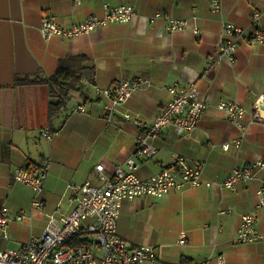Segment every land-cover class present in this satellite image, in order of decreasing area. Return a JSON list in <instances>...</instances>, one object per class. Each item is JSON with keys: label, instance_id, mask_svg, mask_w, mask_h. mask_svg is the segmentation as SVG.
<instances>
[{"label": "crops", "instance_id": "crops-1", "mask_svg": "<svg viewBox=\"0 0 264 264\" xmlns=\"http://www.w3.org/2000/svg\"><path fill=\"white\" fill-rule=\"evenodd\" d=\"M220 1V10L212 12L207 0H0V207H7L10 218L9 239L0 238V248L16 247L40 235L47 215L58 221L52 229L59 226L60 213L70 209L66 184H98L96 165L103 164L104 172L111 175L116 166L131 159L138 165L135 174L145 178L180 155L204 162L203 180L221 182L231 167L264 154L263 123H250L248 112L245 128L240 129L215 108L219 101H233L250 110L257 96L264 95V48L241 42L232 64L219 61L206 70L208 59L219 53L224 24L247 32L264 28V0ZM102 3L131 5L135 15L127 23L109 24L74 38L41 37L44 17L54 16L60 26L69 27L90 14L99 15ZM157 12L161 17L149 22ZM254 13L260 17L252 23ZM166 15L186 21L189 29L167 32ZM75 55L86 57L83 66L92 68L93 80L82 79L81 90L71 93L63 105L53 106L51 116L46 85L15 84L16 78L49 77L60 60ZM140 76L151 81L150 88L133 93L112 114L103 109L104 100L95 94V86L112 87L120 79ZM174 84H194L209 107L189 133L162 128L153 141L157 148L153 157L134 156L138 132L162 111L171 97L168 88ZM77 104L86 111L73 112ZM125 113L129 120L124 119ZM46 126L59 134L40 137ZM223 144H229L227 150ZM26 166L33 170L47 166L38 194L44 204L41 209L31 203L34 191L11 176L13 169ZM263 183L264 169H255L249 180L238 182L233 190L198 186L162 198L146 195L125 200L117 217V234L135 240L127 229L133 228V212L145 203L160 213L154 225L159 237L172 235L171 247H178L169 250L154 245L163 263L216 264L217 255H222L221 264H264V243L235 240L243 215H252L255 228L264 231V206L258 204L256 195ZM18 213L24 214L23 221L14 219ZM127 214H131L129 222ZM36 222L38 227H34ZM181 231L186 237L183 246L176 244Z\"/></svg>", "mask_w": 264, "mask_h": 264}, {"label": "built area", "instance_id": "built-area-1", "mask_svg": "<svg viewBox=\"0 0 264 264\" xmlns=\"http://www.w3.org/2000/svg\"><path fill=\"white\" fill-rule=\"evenodd\" d=\"M78 2V0H76ZM212 12L221 8L220 0H207ZM135 15V8L130 5L111 6L101 4L99 15L87 16L82 22L74 23L69 27H62L54 16H46L41 20L39 32L43 39L54 36L61 38H74L91 33L103 26L114 23H127ZM161 17L159 12L149 17L153 22ZM260 13L251 16V22L259 19ZM165 30L177 32L189 29L186 21L164 16ZM197 32V28H192ZM223 39L219 42V53L211 56L206 64V70L212 68L219 61L229 64L234 62L238 44H257L264 48V28H254L247 32L234 24L223 25ZM84 83H88L84 80ZM151 81L145 77L120 79L112 87H94L95 94L104 100L103 109L112 114L118 107L125 104L136 91L150 88ZM170 99L162 111L138 132L135 138L134 155L139 158H151L157 148L153 141L157 139L162 128L171 127L176 134L191 132L201 114L209 107L208 100L202 96L194 84L170 86ZM264 95L255 99L252 109L247 111L243 106L233 101H219L215 108L224 113L228 123L240 129L245 128L244 117L249 112L251 121L264 124ZM73 112H85L82 104L72 108ZM129 120L130 115L123 114ZM140 126L141 122L135 120ZM40 137L49 139L59 134L58 130L46 126L40 130ZM238 146V143L235 144ZM229 144H223L222 149L227 150ZM123 166L127 171L123 170ZM138 165L127 159L123 165L114 168L111 175L104 172L103 164L95 166L98 184L85 181L82 184L68 182L66 184L68 212H61L60 225L52 215L48 216V223L43 232L30 240L19 243L16 247L0 248V264H166L160 261L155 252V246L142 244L130 246L117 234L116 220L122 202L133 200L140 196L162 198L172 192L182 191L186 188L204 186L206 188L218 187L233 190L238 182H245L252 176L255 169H264V154L257 156L253 161L243 166H233L229 169L227 177L221 181L203 180L204 162L198 159L174 155L170 163L158 172L140 178L134 170ZM12 178L30 187L35 197L32 200L33 208L41 209L44 204L38 194L42 191L43 182L47 176V166L37 170L23 167L11 171ZM259 205L264 206V183L256 190ZM59 211V206L56 207ZM24 214L14 216L16 221H23ZM10 218L7 207H0V238L9 239L8 222ZM235 240L238 243H264V231L255 228V218L252 215H243L236 230ZM186 241L185 233L179 232L176 244L181 246ZM223 256L216 257V264H221Z\"/></svg>", "mask_w": 264, "mask_h": 264}, {"label": "trees", "instance_id": "trees-1", "mask_svg": "<svg viewBox=\"0 0 264 264\" xmlns=\"http://www.w3.org/2000/svg\"><path fill=\"white\" fill-rule=\"evenodd\" d=\"M84 55L67 56L60 60L53 75L46 78L21 77L15 79L16 85L44 84L48 89L49 114L54 111L53 106L63 105L71 93L81 90V80H93L92 68L83 66ZM27 168V166L25 167Z\"/></svg>", "mask_w": 264, "mask_h": 264}, {"label": "rangeland", "instance_id": "rangeland-1", "mask_svg": "<svg viewBox=\"0 0 264 264\" xmlns=\"http://www.w3.org/2000/svg\"><path fill=\"white\" fill-rule=\"evenodd\" d=\"M261 108L264 109L263 107ZM250 110H247V111H250ZM32 147L33 146H31V149H34ZM130 216L131 214L124 215V217L127 219L128 222L130 220ZM132 216H135L133 218V225L131 226L133 228L132 230L127 229V231H129L133 235L135 240L131 242L127 240V238L122 237L126 242H128L129 245L130 244L132 245V243L134 244H153L157 246V248L164 247L169 250L173 248L178 249V247H175V244H174V247H171L174 243L172 235L169 237L163 238V237H159V233L155 231L154 225L160 218V213L158 211H155L152 207H149L147 204L144 203L141 208L133 212ZM39 225L40 223H37V222L34 223V227H38ZM156 238H158L157 241H156Z\"/></svg>", "mask_w": 264, "mask_h": 264}, {"label": "bare ground", "instance_id": "bare-ground-1", "mask_svg": "<svg viewBox=\"0 0 264 264\" xmlns=\"http://www.w3.org/2000/svg\"><path fill=\"white\" fill-rule=\"evenodd\" d=\"M90 15H92V14H90ZM252 15H253V14H252ZM221 40H222V39H221ZM221 40H220V41H221ZM239 44H240V43H239ZM239 44H238V45H239ZM218 46H219V44H218ZM134 156H135V155H134ZM192 159H193V158H192ZM126 160H127V159H126ZM126 160H125V161H126ZM130 160H131V159H130ZM198 160H199V159H198ZM125 161H124V162H125ZM201 161H202V160H201ZM124 162H123V164H124ZM169 163H170V162H169ZM169 163H168V164H169ZM168 164H167V165H168ZM167 165H166V166H167ZM136 168H137V167H136ZM136 168H135V169H136ZM134 173H135V172H134ZM153 174H154V173H153ZM151 175H152V174H151ZM149 176H150V175H149ZM138 177H139V176H138ZM147 177H148V176H147ZM145 178H146V177H145ZM229 190H230V189H229ZM135 199H136V198H135ZM118 215H119V214H118ZM116 226H117V220H116ZM178 234H179V233H178ZM235 236H236V234H235ZM177 237H178V236H177ZM176 240H177V238H176ZM139 245H142V244H139ZM149 245H152V244H149ZM153 246H154V245H153ZM181 246H183V245H181ZM217 256H218V255H217ZM221 256H222V255H221ZM223 259H224V258H223Z\"/></svg>", "mask_w": 264, "mask_h": 264}]
</instances>
